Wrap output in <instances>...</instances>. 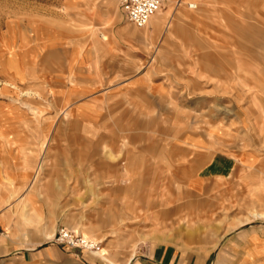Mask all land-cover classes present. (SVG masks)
I'll list each match as a JSON object with an SVG mask.
<instances>
[{
  "label": "rangeland",
  "instance_id": "rangeland-1",
  "mask_svg": "<svg viewBox=\"0 0 264 264\" xmlns=\"http://www.w3.org/2000/svg\"><path fill=\"white\" fill-rule=\"evenodd\" d=\"M190 4L198 9H189ZM178 11L202 20L203 25L195 26L202 35L200 47L193 49L188 39L176 37L184 46H166L165 55L159 56L166 45L163 42L146 41L145 49L137 48L134 38L125 42L115 35L121 27L136 32L148 27L139 29L127 21L119 0H0V128L64 127L61 142L55 132L36 134L40 145L25 147L29 151L36 147L38 159L79 158L86 174L80 184V200L94 189L95 182L88 177L96 173L92 161L108 159L125 168L127 142L146 147L152 142L203 135L215 143L214 152L234 156L247 150L263 155L264 131L259 129L264 126V94L260 96L258 87L231 73L239 66L245 68L247 61L264 83V0H169L159 14ZM205 23L221 30L223 39L207 36ZM194 60L209 67L192 71L189 63ZM171 62H178L181 68L168 69ZM218 64L222 69L231 65L232 72L218 77L214 71ZM114 74L123 80L143 74L151 79L144 101L127 103L124 114L99 100L113 86ZM90 83L97 84V93L77 94L76 102L96 101L101 116L89 121L87 112L80 118L63 113L69 91L73 87L79 91L80 85ZM82 125L102 127L106 132L103 146L94 148L87 137L82 138L87 135L81 134V148L74 150L72 138L80 136L74 131ZM121 126L130 133H108L111 127ZM107 142L116 144L112 148ZM25 147L21 146L24 157L31 158ZM168 184L161 183L157 208L144 214L145 243L130 245L123 262L110 261L112 255L122 258L120 245L107 248L93 238L86 237L98 244L103 256L69 250L56 239L53 244L79 264H128L133 255L143 264H158L149 258L153 241L175 251L176 264H264L263 164L241 167L228 180L212 182L207 191L198 194H191L184 182H175L170 190ZM66 228L61 229L83 237ZM85 254L97 260L87 262Z\"/></svg>",
  "mask_w": 264,
  "mask_h": 264
},
{
  "label": "crops",
  "instance_id": "crops-1",
  "mask_svg": "<svg viewBox=\"0 0 264 264\" xmlns=\"http://www.w3.org/2000/svg\"><path fill=\"white\" fill-rule=\"evenodd\" d=\"M168 2L166 0L165 5ZM191 5L195 4H190L189 9H193ZM194 9H198V6ZM200 24L203 25V22L199 17L185 11L157 13L144 32L129 31L127 27H121L115 35L125 42L134 38L137 48L143 46L145 49L148 42H163L166 45L160 49V56L165 55L166 46H184L175 41L176 37L188 39L193 49L200 47L202 35L195 30V26ZM204 27L207 36L223 39L224 33L218 28L214 30L206 23ZM119 47L125 48L122 45ZM126 49L130 50L128 47ZM250 51L251 48H248V52ZM180 66L178 62H171L167 68L176 70ZM189 66L192 71H199L201 66L209 67V64L194 60ZM230 68L233 67L227 65L222 69V65L218 64L214 71L218 77H224L226 71L232 72ZM231 74L237 77L241 75L253 87L262 91L260 96L264 94V83L255 77L247 61L245 68H234ZM122 78L124 77L114 74L113 86L99 100L110 103V107L116 109L115 112L120 110L124 114L128 111L127 103L135 101L140 104L144 101L145 91L151 87V79L147 74L124 80ZM198 85L201 87L202 84L197 81ZM197 86L196 88L199 87ZM97 88L96 83L88 86L82 84L79 91L73 87L65 97L64 107L67 110L63 113H73L70 116L80 118L87 112L89 121L100 117L101 110L96 101L80 105L76 102L77 94L92 95L97 93ZM80 107L85 108L81 110ZM101 129L98 125H82L79 130L75 129L74 134L80 136L72 138V148H81V134L87 135L82 138L87 137L94 148L103 146L105 136L102 135L106 132ZM65 130L62 126L0 128V134L7 135L0 136V264H79L58 245L53 244L58 231L66 227L105 243L107 248L120 245L122 258L112 255L110 261L123 262L125 256L128 258L130 245L140 247L145 243L144 214L146 210H155L160 204L158 199L161 197L163 181L169 183L168 188L166 187L169 190L171 185L176 186L175 182H184L191 194H198L207 191L212 182L222 183L228 180L241 167L250 169L256 167L258 162L264 165V154L258 155L256 151L245 150L234 156L214 152L215 143L203 135H187L178 141L152 142L146 147H136L133 146L135 143L127 142L125 168L108 159L102 160L104 163L95 159L92 161L90 165L97 167L96 173L91 172L88 177L95 182L94 189L86 191L84 200H80V184L82 179L85 180L83 177L86 174L82 172L79 158L38 159L36 153L39 150L36 147L31 151L25 147L28 144L40 145L37 142L40 139L34 136L36 134L48 135L55 132L61 142L60 135ZM259 130L264 131V126ZM108 133L126 135L130 131L121 126L111 127ZM109 143L107 142V146L112 144V148L116 144ZM21 146L25 147L27 153L30 152L31 158L24 157ZM150 244V261L176 264L178 256L175 251L165 249L155 241ZM83 259L95 262L97 257L85 254ZM127 261L128 264H143L134 255Z\"/></svg>",
  "mask_w": 264,
  "mask_h": 264
},
{
  "label": "built area",
  "instance_id": "built-area-1",
  "mask_svg": "<svg viewBox=\"0 0 264 264\" xmlns=\"http://www.w3.org/2000/svg\"><path fill=\"white\" fill-rule=\"evenodd\" d=\"M119 3L127 20L135 27L142 29L162 10L166 0H119ZM0 236H2L1 231ZM56 242L69 250L80 249L93 254H99L101 251L97 243L86 240L84 237L74 236L65 229L58 232Z\"/></svg>",
  "mask_w": 264,
  "mask_h": 264
},
{
  "label": "bare ground",
  "instance_id": "bare-ground-1",
  "mask_svg": "<svg viewBox=\"0 0 264 264\" xmlns=\"http://www.w3.org/2000/svg\"><path fill=\"white\" fill-rule=\"evenodd\" d=\"M191 8H196V5H191L190 6ZM150 24V22L148 23V25ZM66 114V113H65ZM66 117V116H65ZM84 237V239H86V240H90V239H88V238H86L85 236H83ZM102 252L100 251V254H101ZM101 256H103V253H102V255Z\"/></svg>",
  "mask_w": 264,
  "mask_h": 264
}]
</instances>
